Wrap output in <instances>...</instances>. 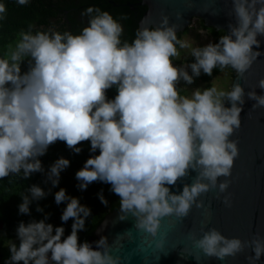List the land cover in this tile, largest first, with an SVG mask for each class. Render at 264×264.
Returning <instances> with one entry per match:
<instances>
[{"label":"clouds","instance_id":"9594fccd","mask_svg":"<svg viewBox=\"0 0 264 264\" xmlns=\"http://www.w3.org/2000/svg\"><path fill=\"white\" fill-rule=\"evenodd\" d=\"M17 3L26 6L29 0ZM232 4L235 24L228 25V33L218 43L203 47L178 39L179 25L170 26L166 15L159 27H140L133 42L122 41V24L109 12L93 7L82 13L89 21L79 35L54 27L33 34L31 24L22 30L15 46L9 44L0 58V180L44 173L39 157L58 141L75 154L83 151L78 145L90 142L91 153L99 150L100 154L89 158L76 173L78 188L87 190L93 182L110 184L120 198L119 219L134 217L135 228L150 235L155 247L163 250L164 218L183 220L193 206L205 207L199 200L202 195L217 189L219 194L227 193L231 187L240 155L239 142L231 137L242 126L245 95L256 101L253 110L264 108V95H257L255 89L246 94L238 83L230 91L212 86L193 90L191 97L180 94L181 81L191 85L193 76L202 72L212 76L216 68L223 72L231 67L245 78L264 55L253 50L261 47L258 37L264 36V0H232ZM5 19L6 6L0 3V21ZM178 48L190 49L195 62L174 66L173 58H180ZM25 61L28 70L22 72ZM257 87L264 89V79ZM112 88L118 94L110 100L107 92ZM69 166L68 159L56 160L45 183L58 186L61 172ZM192 172L196 173L193 182L174 194L170 186ZM28 192L18 206L23 215L31 214L33 200L48 195L36 185ZM99 198L107 206L102 192ZM65 201L61 220H74L71 234L64 238L65 229L46 223L48 216L39 222H21L19 246L11 243L5 264H121V258L111 254L106 237L96 242L99 250L87 241L79 243L78 233L85 229L91 210L60 189L55 202ZM222 202L232 207L230 195ZM201 231L200 238L189 234L193 247L202 253L188 254L197 262L235 258L246 248L255 254L247 257L249 264H257L264 256V237L259 234L245 242L229 239L215 228Z\"/></svg>","mask_w":264,"mask_h":264},{"label":"water","instance_id":"95a60500","mask_svg":"<svg viewBox=\"0 0 264 264\" xmlns=\"http://www.w3.org/2000/svg\"><path fill=\"white\" fill-rule=\"evenodd\" d=\"M141 5L147 10L139 28L159 27L165 15L169 17L170 26L179 25L177 34L184 33L195 18L202 20L207 28L223 31L224 35L228 33V25L235 24L232 0H141ZM258 40L261 47L257 49L254 46L253 50L264 53V36H259ZM260 79H264V55L258 57L245 78L236 74L232 87L238 83L246 94L255 89L257 95H264V89L257 87ZM255 103L245 95V104L241 106L242 126L231 137L239 142L240 155L235 161L227 193L219 194L217 189L202 195L199 200L205 207L197 209L193 206L190 215L183 220L175 216L164 218L160 229L161 236L167 234L163 250L155 247L150 235L135 228L134 217L129 215L127 220L121 221L120 208L114 210L105 216L89 238L88 243L93 250H99L96 242L106 237L112 248L111 254L119 256L121 264H249L247 257L255 254L247 248L235 258L229 257L224 261L202 258L197 262L193 256H202V253L193 247L189 234L194 232L200 238L202 229L215 228L229 239L239 238L245 242L257 234L264 237V108L253 110ZM225 106L231 107V104L226 103ZM195 176L196 173L192 172L176 186H170L171 191L179 194L184 184L190 185ZM226 195L231 196V208L222 202ZM189 253L193 256H188ZM257 264H264V256Z\"/></svg>","mask_w":264,"mask_h":264},{"label":"trees","instance_id":"16d2710c","mask_svg":"<svg viewBox=\"0 0 264 264\" xmlns=\"http://www.w3.org/2000/svg\"><path fill=\"white\" fill-rule=\"evenodd\" d=\"M0 3L6 6V19L0 21V58L4 57L9 44L15 46L18 34L22 30L27 31L30 24L35 26L33 34L37 30L46 31L54 27L61 33L70 31L73 35H79L83 28L88 26L89 17L82 13L89 7L109 12L124 28L122 41L126 40L131 43L136 38L139 22L147 10L146 6L141 5V0H29L26 6L19 5L17 0H0ZM201 23L203 28L209 30L215 38L213 43H218L224 32L205 27L202 20ZM187 32L188 30L177 34L178 39H182V36ZM194 62L193 56L186 60L187 64ZM21 68L22 72L28 70L27 61L21 65ZM225 70L230 71L234 77L236 76L231 67ZM221 73L220 69L216 68L213 70L212 76L202 72L195 79L202 83H210ZM117 94L115 88L108 90V99H114ZM78 146L83 151L80 154H75L68 149L64 142L58 141L49 147L46 155L39 157L45 170L44 173H34L29 179L22 178L23 173H21L20 176H11L0 180V264H5V261L10 258L9 247L12 242L19 246L17 228L21 222L25 224L33 220L39 222L48 216L49 218L45 220L46 223L52 224L54 229L56 227L65 229L64 238L71 234L74 220L70 219L66 223L61 220L68 201L59 205L55 202V193L60 189H65L69 197L77 198L81 206H86L91 210V215L85 221V229L78 233L80 244L89 241L97 226L108 213L120 208V198L110 190V184L93 182L87 190L82 191L78 188L80 182L76 179V173L83 168L89 158L100 154L99 150L96 153H91L90 142H83ZM59 158L68 159L70 166L61 172L59 185L53 187L51 182L45 183L46 174L51 165ZM33 185L41 187L48 195L39 201H32L29 206L30 215L20 214L18 206L23 203L21 196L30 195L28 190ZM101 192L108 201L107 206L99 198ZM37 207L43 211L38 212Z\"/></svg>","mask_w":264,"mask_h":264},{"label":"rangeland","instance_id":"374dc122","mask_svg":"<svg viewBox=\"0 0 264 264\" xmlns=\"http://www.w3.org/2000/svg\"><path fill=\"white\" fill-rule=\"evenodd\" d=\"M188 32L182 36L181 40H187L192 47H203L208 43L214 42V37L211 32L205 28H203L201 20L195 18L192 20L191 25L188 27ZM180 58H174L173 63L176 67H182L183 65H187L186 60L192 56L190 49H179ZM189 75H193L191 68L187 69ZM194 83L191 85L187 84L184 81H181L178 87L181 89L180 94L183 96L191 97L192 91L199 89H207L212 86H215L218 90L222 91H230L232 88L234 76L228 70L222 72L218 77L213 79L210 83H202L200 81H196L195 76H193Z\"/></svg>","mask_w":264,"mask_h":264}]
</instances>
